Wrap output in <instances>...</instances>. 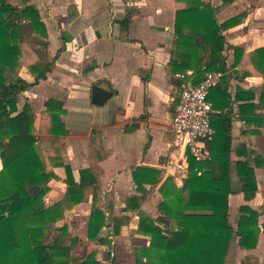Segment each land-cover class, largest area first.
Listing matches in <instances>:
<instances>
[{
    "label": "trees",
    "instance_id": "1",
    "mask_svg": "<svg viewBox=\"0 0 264 264\" xmlns=\"http://www.w3.org/2000/svg\"><path fill=\"white\" fill-rule=\"evenodd\" d=\"M17 1L14 5L11 0H0V264H114L110 254L107 260L99 259L100 246H111L110 237L120 236L130 217L116 214L114 199L101 192L92 170H80L77 181L72 168L65 164L60 146L61 137L68 135L62 120L64 105L55 100L45 103L46 127L42 131L53 136L45 148L36 136L33 105L26 99L19 107L23 94L31 87L19 77L24 46H35V59L28 66L35 81L45 80L53 63L44 59L49 43L39 10L30 3L32 0ZM178 1L186 7L175 16L174 49L169 63L174 87L179 91L182 84H200L207 73L226 74L231 69L240 78L235 69L244 57L245 45L230 46L225 33L242 24L247 14L241 13L223 23L218 20L219 13L236 0H220L218 7L203 0ZM128 23L129 19H125L120 25L127 29ZM63 50L58 51L55 59ZM228 50L234 52L231 66ZM250 58L256 73L264 76V48L252 52ZM231 78L227 75L208 97L215 130L213 141L208 143L211 160L198 162L187 154L188 177L183 187H178L172 177L162 182V174L157 170L137 168L133 172L140 195L123 196L122 212L137 213L136 233L151 241L148 248L134 249L136 264H225L235 239L242 249L257 248L259 236L264 233V225L259 224L260 212L243 205L239 207L237 227L229 224L230 196L239 193L251 202L258 192L255 168L251 167L246 147H232L234 101L250 103L239 107L241 120L247 125L264 127V116L256 115L258 106L252 103L256 90L238 89L235 99L232 98L228 85ZM261 104L264 105V89ZM234 152L246 159L234 163ZM254 162L256 168L264 169L263 157ZM57 167L65 170L67 189L61 201L47 207L45 198L51 191L50 183L59 180ZM233 170L238 177L236 191L231 182ZM146 185L152 189L159 187L163 196L158 218L141 210L151 193ZM86 203H91V213L83 241L69 237L67 225H57L65 220L66 211ZM171 222L176 223V230H171ZM51 232L55 233L54 238L45 244L46 234ZM103 232L107 235L103 236ZM82 248V254L74 255Z\"/></svg>",
    "mask_w": 264,
    "mask_h": 264
},
{
    "label": "crops",
    "instance_id": "2",
    "mask_svg": "<svg viewBox=\"0 0 264 264\" xmlns=\"http://www.w3.org/2000/svg\"><path fill=\"white\" fill-rule=\"evenodd\" d=\"M203 1L216 7L221 4L220 0ZM30 3L37 7L46 26L49 44L44 59L53 64L45 80L35 81L28 70L33 59L25 62L19 77L31 87L23 94L19 107L21 109L27 99L33 105L36 126L38 122L43 128L46 127L45 103L55 100L64 105L62 120L68 135L61 137L60 146L65 164L72 168L77 181L80 170H92L101 192L114 199L116 214L130 217L121 235L110 237L112 245L107 252L106 247L100 246L99 259L106 260L110 254L114 264H136L134 249L148 248L151 241L136 233L137 213L122 212L123 196L140 195L133 172L137 168L157 170L162 174V182L172 177L180 188L188 177L186 154L173 146L170 120L180 102L181 89L178 91L172 84L169 67L175 41V16L186 5L178 0H32ZM241 13L247 14L244 22L225 33L230 46L245 45L244 57L235 69L240 78L233 75L232 69L226 74L232 75L229 92L235 99L238 89L256 90L252 103L258 106L256 115L264 116L261 104L264 76L256 73L250 58L252 52L264 48V0H236L219 13L218 20L223 23ZM125 19H129L127 29L120 25ZM26 45L33 47L31 53L35 57V46ZM61 48L64 50L55 59ZM53 50L55 54L51 59ZM227 55L231 66L234 52L228 50ZM191 74L189 71L188 75ZM94 87L111 94L105 104L94 103ZM35 103L41 105L39 110L35 109ZM243 104L250 103L234 101L232 147L233 150L242 145L246 147L245 153L251 167L255 168L258 192L251 202H246L239 193L230 196L229 224L232 227H237L239 207L243 205L260 212L259 224L264 225V169L256 168L254 162L257 157L264 158V127L249 126L241 120L239 107ZM38 135L42 137L44 148L53 137L46 132ZM245 159L235 152L232 154L234 163ZM55 173L59 180L50 183L51 191L47 196L51 202L47 207L61 201L67 189L64 168H55ZM231 182L236 191V170L231 174ZM57 185H61L63 191L60 195L56 192ZM145 188L151 193L141 210L158 218L163 196L159 187L152 189L146 185ZM90 213L91 203H86L66 211L65 217L74 214L89 220ZM176 228V223L171 222V230ZM237 243L235 239L225 264H264V233L259 236L254 250L242 249Z\"/></svg>",
    "mask_w": 264,
    "mask_h": 264
},
{
    "label": "built area",
    "instance_id": "3",
    "mask_svg": "<svg viewBox=\"0 0 264 264\" xmlns=\"http://www.w3.org/2000/svg\"><path fill=\"white\" fill-rule=\"evenodd\" d=\"M226 74L210 72L198 85H183L180 102L170 120L173 146L198 162L211 160L208 143L213 141L215 130L211 119L214 111L208 97L210 91L222 83Z\"/></svg>",
    "mask_w": 264,
    "mask_h": 264
},
{
    "label": "rangeland",
    "instance_id": "4",
    "mask_svg": "<svg viewBox=\"0 0 264 264\" xmlns=\"http://www.w3.org/2000/svg\"><path fill=\"white\" fill-rule=\"evenodd\" d=\"M11 2L13 3V4H17L18 3V1L17 0H11ZM54 36L55 37H57V35L54 33ZM25 47V46H24ZM31 49H33V47L32 46H27L26 45V47H25V54H24V57H23V59H22V61H21V66H20V72L23 70V67L25 66V62H31V60L33 59V61H34V59H35V57L33 56V54L31 53ZM51 55L49 56V58H51L52 59V57L54 56V54H55V50H53L52 51V53H50ZM39 108H41V105H40V107H39V105H38V103H35V109H38L39 110ZM42 126L41 125H39L38 126V122H37V126H36V136L38 137V141L41 143L42 142V137L41 136H39L38 134H42L43 133V131H42V128H41ZM0 168H2V165H1V163H0ZM233 186H234V184H233ZM56 188H57V190H56V192L60 195L61 193H63V191H62V189H61V185H57L56 186ZM59 195L57 196V197H59ZM50 196H47L46 198H45V204H46V206L48 205L49 206V203L51 202V201H49V198ZM61 197V196H60ZM151 200V199H150ZM152 201V200H151ZM154 203H157V201L156 200H154ZM155 205V204H154ZM79 214H81L80 212H79ZM87 222H88V220H87V218H85V217H82L81 215H79V216H74V214L73 215H67L66 217H65V220L63 221V222H61V223H59L57 226H63V225H67V227H68V229H69V237H74V236H76V237H78V238H80L81 240H83V241H86V238H87ZM54 235H55V233L54 232H51V233H49V234H46V237H45V244L46 243H49L50 241H52V239L54 238ZM107 235V232H103V236H106ZM68 237V238H69ZM107 249H106V252L108 251V247H106ZM84 252V248H82V249H79V250H76L75 252H74V255H80V254H82ZM104 259V258H103ZM107 260V259H106Z\"/></svg>",
    "mask_w": 264,
    "mask_h": 264
},
{
    "label": "water",
    "instance_id": "5",
    "mask_svg": "<svg viewBox=\"0 0 264 264\" xmlns=\"http://www.w3.org/2000/svg\"><path fill=\"white\" fill-rule=\"evenodd\" d=\"M110 93L106 92L98 87H94L92 90L93 101L96 105H103L110 98Z\"/></svg>",
    "mask_w": 264,
    "mask_h": 264
}]
</instances>
